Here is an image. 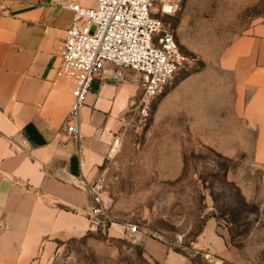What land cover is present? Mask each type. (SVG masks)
<instances>
[{
	"label": "rangeland",
	"instance_id": "rangeland-1",
	"mask_svg": "<svg viewBox=\"0 0 264 264\" xmlns=\"http://www.w3.org/2000/svg\"><path fill=\"white\" fill-rule=\"evenodd\" d=\"M167 11L191 64L147 114L141 78L124 72L118 84L135 94L96 172L108 220L40 264H159L141 236L197 264H264V59L251 45L264 40V0H173Z\"/></svg>",
	"mask_w": 264,
	"mask_h": 264
},
{
	"label": "crops",
	"instance_id": "crops-1",
	"mask_svg": "<svg viewBox=\"0 0 264 264\" xmlns=\"http://www.w3.org/2000/svg\"><path fill=\"white\" fill-rule=\"evenodd\" d=\"M69 2L91 7V0H0V264H40L58 242L91 230L87 186L105 158L102 140L135 94L130 84L95 80L80 112L81 142L65 136L72 97L52 82L72 21ZM251 45L264 59V40ZM140 238L156 263L193 264Z\"/></svg>",
	"mask_w": 264,
	"mask_h": 264
},
{
	"label": "built area",
	"instance_id": "built-area-1",
	"mask_svg": "<svg viewBox=\"0 0 264 264\" xmlns=\"http://www.w3.org/2000/svg\"><path fill=\"white\" fill-rule=\"evenodd\" d=\"M158 3V16L152 8ZM173 0H95L92 7L69 2L72 21L60 48V62L52 82L72 97L62 129L67 138L80 143L81 109L95 80L121 82L125 71L142 80L141 107L149 105L172 87L191 62L180 49L175 33L163 17ZM80 150V147H79ZM107 179L99 174L87 186V216L93 227L108 220L103 195ZM135 231V228L133 229Z\"/></svg>",
	"mask_w": 264,
	"mask_h": 264
},
{
	"label": "trees",
	"instance_id": "trees-1",
	"mask_svg": "<svg viewBox=\"0 0 264 264\" xmlns=\"http://www.w3.org/2000/svg\"><path fill=\"white\" fill-rule=\"evenodd\" d=\"M247 207H248V205L241 204V205H239V206L237 207V209L240 211V210L247 209ZM231 219H232V221H231L230 223H232V224H236V223H237L236 221H234V219H233L232 216H231ZM177 252H179V251H177ZM179 253H180V252H179ZM182 254H183V253H182ZM183 255H184V254H183ZM191 261H192L193 264H197L195 260L191 259Z\"/></svg>",
	"mask_w": 264,
	"mask_h": 264
}]
</instances>
